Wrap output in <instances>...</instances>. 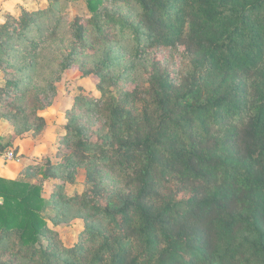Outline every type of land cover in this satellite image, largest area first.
I'll list each match as a JSON object with an SVG mask.
<instances>
[{
	"label": "trees",
	"instance_id": "1",
	"mask_svg": "<svg viewBox=\"0 0 264 264\" xmlns=\"http://www.w3.org/2000/svg\"><path fill=\"white\" fill-rule=\"evenodd\" d=\"M117 1L134 4L135 20L101 9L104 0H76L67 21L73 41L88 28H114L137 45L135 55L181 43L189 61L177 79L152 60L139 111L106 93L99 68L97 141L66 126L76 147L64 151L66 160L96 157L131 194L112 193L105 202L75 194L69 199L88 210L80 215L84 239L39 251L44 185L31 181L29 168L0 176V239L13 235L16 249L36 264H264V0ZM70 51L59 73L70 68ZM102 103L109 110L98 108ZM188 184L195 185L191 193L177 196Z\"/></svg>",
	"mask_w": 264,
	"mask_h": 264
},
{
	"label": "rangeland",
	"instance_id": "2",
	"mask_svg": "<svg viewBox=\"0 0 264 264\" xmlns=\"http://www.w3.org/2000/svg\"><path fill=\"white\" fill-rule=\"evenodd\" d=\"M76 5V0H0V146L8 143L5 147L12 150L14 159L7 164L17 170L4 176L29 168L36 173L31 181L45 187L42 214L47 229L37 245L39 251L53 245L59 252L62 246L84 239L79 236L85 226L80 215H87L88 210L69 199L75 194H89L98 202H105L112 193L131 194L127 181L103 161L91 155L67 161L64 153L76 149L69 145L67 125L82 127L88 140L97 141L100 119L95 118L93 108L101 97L99 68L106 74L102 83L106 93L139 111L145 106L144 78L152 60H159L177 79L189 63L181 43L174 48L141 47V56L135 55L137 45L116 36L114 28L106 27L101 34L88 28L84 38L74 42L67 21ZM101 9L127 17L128 23L135 20L137 12L129 1L104 0ZM19 23L26 27L21 30ZM106 24L103 21V26ZM71 49L75 55L69 56L70 68L59 73ZM101 107L109 110L103 103L98 104ZM36 111L45 123L43 129L33 115ZM43 172L45 176H41ZM171 186L172 182L164 192L169 193ZM194 186H184L177 196H188ZM198 187L200 192L204 190ZM13 240L11 234L1 237L0 262L36 264L16 249Z\"/></svg>",
	"mask_w": 264,
	"mask_h": 264
},
{
	"label": "crops",
	"instance_id": "3",
	"mask_svg": "<svg viewBox=\"0 0 264 264\" xmlns=\"http://www.w3.org/2000/svg\"><path fill=\"white\" fill-rule=\"evenodd\" d=\"M8 162L4 161L3 157L1 156L0 154V176H4V173H8L10 174L9 172L10 171H17L15 167H12L10 164H7ZM10 169V170H8ZM19 174V173H18ZM18 174L12 176V177H5V178H15Z\"/></svg>",
	"mask_w": 264,
	"mask_h": 264
},
{
	"label": "built area",
	"instance_id": "4",
	"mask_svg": "<svg viewBox=\"0 0 264 264\" xmlns=\"http://www.w3.org/2000/svg\"><path fill=\"white\" fill-rule=\"evenodd\" d=\"M1 156L3 157L4 161L8 162V161H12L14 159V154L12 152V150H4L3 153L1 154Z\"/></svg>",
	"mask_w": 264,
	"mask_h": 264
},
{
	"label": "clouds",
	"instance_id": "5",
	"mask_svg": "<svg viewBox=\"0 0 264 264\" xmlns=\"http://www.w3.org/2000/svg\"><path fill=\"white\" fill-rule=\"evenodd\" d=\"M3 22V20L2 19H0V23H2Z\"/></svg>",
	"mask_w": 264,
	"mask_h": 264
}]
</instances>
